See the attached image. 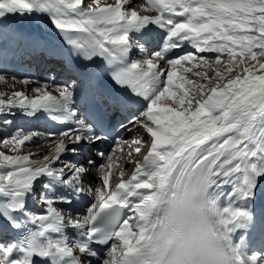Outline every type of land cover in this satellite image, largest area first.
<instances>
[{"label": "snow or ice", "instance_id": "snow-or-ice-1", "mask_svg": "<svg viewBox=\"0 0 264 264\" xmlns=\"http://www.w3.org/2000/svg\"><path fill=\"white\" fill-rule=\"evenodd\" d=\"M138 8L156 15H141ZM17 16L44 20L62 38L68 57L86 70L103 60L114 107H139L119 125L133 133L131 140L117 138L109 152H97L104 163L90 159L94 167L86 168L65 157L108 136L104 113L95 119L79 114L74 80L45 81L31 88L32 98L0 93V130L11 127L17 113L70 125L47 132L39 143V131L21 128L0 139L15 153L0 151V264H129L133 247L156 226L161 198L193 176L214 210L229 264H264V257L246 255L232 239L251 221L240 204L254 198L264 176V0H0V18ZM150 25L163 34L151 52L135 38ZM186 47L194 51H180ZM134 48L139 59H131ZM6 76L0 71V81ZM41 143L55 148L40 159L38 153L20 154ZM123 144L129 145L131 171L117 155ZM133 145L137 155L148 147L142 159L133 161ZM91 171L99 184L85 183ZM86 196L94 202L74 213L73 203ZM33 198L41 211L30 209ZM69 229L78 240L69 239ZM6 233L23 236L18 247L9 246Z\"/></svg>", "mask_w": 264, "mask_h": 264}, {"label": "clouds", "instance_id": "clouds-1", "mask_svg": "<svg viewBox=\"0 0 264 264\" xmlns=\"http://www.w3.org/2000/svg\"><path fill=\"white\" fill-rule=\"evenodd\" d=\"M161 199L156 226L133 247L129 264H229L199 177L193 176L183 189Z\"/></svg>", "mask_w": 264, "mask_h": 264}, {"label": "bare ground", "instance_id": "bare-ground-1", "mask_svg": "<svg viewBox=\"0 0 264 264\" xmlns=\"http://www.w3.org/2000/svg\"><path fill=\"white\" fill-rule=\"evenodd\" d=\"M101 1L105 2L106 0H101ZM111 3H115V0H113V2H111ZM137 11H139L141 15H150V16L156 15V13H154V12L142 11L139 8L137 9ZM9 19L12 21L19 22L21 24H26L27 26H33L35 28L37 27L36 28L37 30H35L32 27H28L23 36L21 35L22 33L17 34V33L13 32L15 37L14 36L11 37L13 40L9 42L7 39L8 32L5 28V26L9 22ZM40 22H42V23H40ZM156 29H158L156 26L150 25L147 29H145V32L149 31L153 37H156V39L160 38L161 42H162L163 34L159 31H157ZM135 36L139 39L138 35H135ZM58 37H59V35H57V33L52 28H50L42 19H38V20L37 19H30V20H28V19H24V18L19 17V16L15 17V18H11V17L0 18V42L4 46V50H2L0 48V71L6 70V72H7L6 80L3 82H6L8 79H11L12 76H15L18 80V81H16V83L14 82L16 85H18V86H16V89L18 88L16 91L23 92L24 94L27 92L26 88H30V87L34 88L37 86H42L41 84H39V85L37 84V82H39L37 79H33V80H30L31 82L27 86H25V88H22L21 85H25V84L20 83L19 81L21 80L20 77H21L23 72L21 69H19V67L17 69H15V67L19 65L16 62L17 60L15 59V57L18 53H20L21 47L24 48L23 52H25V54H27V51L30 52L32 50H35V52L36 51H46V50L58 51L59 48L66 47V45L64 43L61 44L59 42ZM151 45L152 44L150 43L149 45H146L145 47L149 48V46H151ZM187 48H189V50H187V51H194L190 47H187ZM207 55H211V54H207ZM161 63H163V62H161ZM185 66L191 67V65H188V64H186ZM61 81H62L61 78L57 79L56 84H60ZM1 84H3V83H1ZM48 90L51 91L53 95L56 94L55 91L51 87H49ZM33 96H35V94ZM15 117H20V116L16 115ZM46 118H48V117L45 115H41L39 119H28V118L22 117V118H20V121L18 122V124L20 127H25L26 129L37 128L38 131L42 134L40 137L37 138V141L41 142V141L46 139V136L44 134H46L47 132H50V131L59 132V131H62L64 129V128L59 127L57 125V121H53L49 118L48 119L51 121H47ZM13 128L15 129L16 126H14ZM122 133L125 136H127L128 140H131L133 133H129L124 129H122ZM144 138L149 139L146 136ZM47 144L48 143H46V145ZM49 145L50 146H49L48 150H45V149L33 150L32 153L40 154L39 156L35 157V159H40L43 155L49 154L55 148L54 143L49 144ZM86 147L91 150V152H87V151L86 152L91 155L90 158L96 159L97 165L104 163V161L101 160L97 156V152L102 151L100 146H99V143L95 144V145H91V146H86ZM124 147H125V145L122 146V151L118 152L117 155L121 154V156H123L120 158L121 164H123L125 166H129L128 159H126L127 155L124 153L127 150H129V148L126 150V149H124ZM112 148H113V146H108L106 148V151H102V152L107 153ZM83 149H85V147ZM83 149L79 155H77V156H66L65 159H67V160L72 159L73 163L77 162V164L84 165L85 164L84 160L87 158H86V153L83 151ZM147 150H148L147 146L142 148L143 155H145L147 153ZM134 155H136L135 152H133V156ZM132 159L134 160L135 158H132ZM141 159H142V157H141ZM85 167L90 168L89 165L85 166ZM129 168L131 171V166H129ZM113 171L115 174L118 175L120 168L117 167ZM130 171L128 173L129 175H130ZM86 178L95 179L96 178L95 171H94L93 175H91V172H89ZM125 178H127V176ZM99 183H100V181H99ZM258 201H260L261 205L264 207V176H261L259 178V181H258L257 186H256L254 198L251 199L250 201H248L247 203L241 202V204H240L241 209L250 213L252 219L250 222L245 224L246 230L248 228L247 234H245L244 230H242V227L238 228L235 231V233L233 234V237H232L234 244H236V245L239 244L241 242V240H243V238L246 235L251 236L252 231H256L259 229L258 228V222L260 220H258V222H254V221H257V219H255V216L260 215L259 213L261 211L259 209V202ZM30 202H31L30 204L32 205L33 201L30 200ZM90 202H94L93 199L91 197L86 196L83 198V201H75L71 207L73 208L74 211H76V212L78 211V212L83 213L86 210L87 204ZM31 205H29V207ZM58 206L62 207V208L68 207V205H58ZM68 234H70L69 230H68ZM9 246H11V244H9ZM245 253H246V255L256 254V255L261 257L260 252L256 251V250L247 249L245 251Z\"/></svg>", "mask_w": 264, "mask_h": 264}, {"label": "rangeland", "instance_id": "rangeland-1", "mask_svg": "<svg viewBox=\"0 0 264 264\" xmlns=\"http://www.w3.org/2000/svg\"><path fill=\"white\" fill-rule=\"evenodd\" d=\"M111 2H113V0H106L105 2H102L101 0H100V3H101V5H105V4H108V3H111ZM193 71H203V69H201V68H196V69H193ZM189 75V77L190 78H194V77H192V74L191 73H189L188 74ZM16 81H18V80H16ZM16 81H13L12 79H8L6 82H3V81H0V93H6V94H11V93H13V92H15L17 89H16V86H18V85H16L15 83H16ZM15 82V83H14ZM1 83H3V84H1ZM18 83V82H17ZM21 85V84H20ZM28 85V84H27ZM27 85H21L22 86V88H25V86H27ZM5 88H4V87ZM15 89V90H14ZM7 90V91H6ZM26 93H25V95L26 96H28V97H30V96H33L35 93H33L32 91H31V87L30 88H26ZM11 92V93H10ZM17 118L18 117H11V119H13V121H14V123L16 124L17 122H15L16 120H17ZM13 123V125H12V128H13V126H15V124ZM17 125V127H20L19 126V124L17 123L16 124ZM4 129H5V127L2 129V130H0V139H2L3 138V136H5L6 135V133H4ZM7 131H10V130H7ZM37 143L38 142H40V141H36ZM49 144H44V145H40V146H33V147H27V148H22L21 150H20V154H24V155H26V154H29V153H32V151L33 150H37V149H45V150H48V148H49ZM0 151H2V152H4L5 154H7V155H14L15 153H11V152H9L8 150H7V148H5L4 146H2V145H0ZM126 155H127V153L126 152H124ZM120 154V153H119ZM120 158L121 157H123V156H121V154L120 155H118ZM140 156V157H139ZM141 157H143V152H141L139 155H134L132 158H135L133 161H135V160H139V159H141ZM90 159H92V158H90ZM89 159V160H90ZM88 162H85V164H84V166H88L89 164H87ZM89 167L90 168H92L90 165H89ZM93 173H94V171H91V175H93ZM96 174V173H95ZM93 180H97L96 178L95 179H93ZM87 184V183H86ZM40 206V205H39ZM40 210H42L41 209V207H40ZM76 212V211H75Z\"/></svg>", "mask_w": 264, "mask_h": 264}]
</instances>
